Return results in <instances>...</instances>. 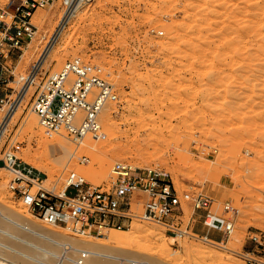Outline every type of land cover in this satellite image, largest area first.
<instances>
[{"label": "rangeland", "instance_id": "rangeland-1", "mask_svg": "<svg viewBox=\"0 0 264 264\" xmlns=\"http://www.w3.org/2000/svg\"><path fill=\"white\" fill-rule=\"evenodd\" d=\"M11 1L23 0H0V8ZM62 2L37 9L31 18L34 39L4 60L9 71L0 74V123L19 96L24 82L19 79L30 73L56 30L65 12ZM74 58L100 68L117 95L106 108L109 118L100 115L106 139L99 140L98 150L103 154L92 151L91 157L68 142L76 156L56 165L53 159L61 154L38 141L52 139L43 135L30 111L37 94L32 89L0 141V158L9 150L27 166L44 167L40 174L49 183L75 172L89 183L105 184L116 163L162 170L179 194H205L217 213L223 203L235 208L233 231L225 238L206 234L183 204L182 220L184 226L189 221L194 237L174 240L158 225L135 221L119 231L131 237L122 252L149 264L264 261V251L249 240L264 233V0H89L78 5L32 86L37 89ZM30 120L34 135L25 129ZM83 156L87 163L78 164ZM0 168L1 213L68 237L31 218L12 199L6 189L10 175ZM138 227L151 234L133 233ZM112 232L72 239L106 242Z\"/></svg>", "mask_w": 264, "mask_h": 264}, {"label": "built area", "instance_id": "built-area-1", "mask_svg": "<svg viewBox=\"0 0 264 264\" xmlns=\"http://www.w3.org/2000/svg\"><path fill=\"white\" fill-rule=\"evenodd\" d=\"M52 1L23 0L18 5L11 1L0 8V74L9 71L4 60L34 39L36 28L31 23L34 12ZM87 2L63 0L62 5L66 11ZM35 91L30 111L46 138L63 137L73 145L85 138L104 139L100 114L117 102V95L113 86L101 77L100 68L74 58L46 76ZM87 161L84 156L78 158V164ZM0 165L10 175L6 189L12 199L31 218L60 228L70 238L129 229L135 221L158 225L174 240L194 237L193 232L189 234V221L184 226L183 204L191 207L190 217L199 219L206 234L216 233L225 238L233 231L235 208L223 203L217 213L212 209L214 201L207 195L179 194L170 177L159 169L116 163L110 170L109 181L94 185L75 172L49 183L46 176L19 161L9 150L2 153ZM249 240L264 251V233L253 234ZM69 250L68 245L63 246L59 260L66 259ZM251 260L254 264H264L261 260Z\"/></svg>", "mask_w": 264, "mask_h": 264}, {"label": "bare ground", "instance_id": "bare-ground-1", "mask_svg": "<svg viewBox=\"0 0 264 264\" xmlns=\"http://www.w3.org/2000/svg\"><path fill=\"white\" fill-rule=\"evenodd\" d=\"M77 9L78 6H74L73 8L64 12L56 30L53 32L49 40L46 39L47 44L30 73L24 78L19 79L24 81L19 92V96L14 105L10 107L4 117L1 118L0 141L8 130L10 121L12 120L14 115H16V112H18V107L25 97L26 93L32 89H36V87L32 86L34 83L36 84V74L41 69L46 58L49 56L54 43L58 40V37L61 35L65 25L72 17L75 16ZM106 111L107 109L105 108L100 115H103V117L106 116V119H108L109 113ZM25 129L32 135H34L31 120L25 124ZM40 135L41 133H39V136ZM105 137L106 136L104 135V138ZM51 139V142H49L48 139L45 140L39 137L38 141L40 145L46 147L51 146L55 155L61 154L53 159L56 165L61 164L62 161L67 158L71 159V157L75 155V150H73L74 148L71 149L68 141H66L63 137L54 136ZM100 141L93 140L91 138H85L76 145V149H84L92 155L91 157H93L92 151L97 154L100 153L98 148L101 144H103L100 143ZM50 151L52 150L50 149ZM101 153L103 154V152ZM31 167L44 175L45 171H42L44 167L42 169H40V167L38 168L37 165H31ZM0 220L3 221L0 222V264H149L132 259V255L127 252H122L124 251L123 247L130 244L129 240L131 237L129 236V238L127 236H124L123 233L119 232V230H104L101 233L92 232L86 238H100L102 236L108 235L111 231H113L108 241L91 243L90 240L78 241L76 239L54 234L43 226L36 225L28 219H23L18 215L16 216V214L10 216L2 214L0 211ZM133 233H136L137 235H140L138 233L151 234V231L138 227L134 228ZM170 241L172 242V239H170ZM65 245H68V247L70 248V253L68 254L66 259L59 260L61 248ZM104 247H111V249H116V253L114 251V253H111V250H109L108 248L106 252V249H104ZM221 248L227 249L224 246H221Z\"/></svg>", "mask_w": 264, "mask_h": 264}]
</instances>
